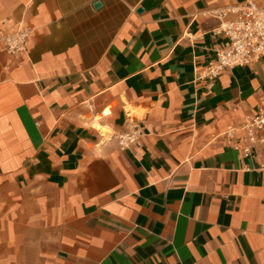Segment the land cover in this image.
<instances>
[{
  "label": "crops",
  "instance_id": "0c3cea01",
  "mask_svg": "<svg viewBox=\"0 0 264 264\" xmlns=\"http://www.w3.org/2000/svg\"><path fill=\"white\" fill-rule=\"evenodd\" d=\"M246 1L0 0L32 30L0 49V264H264L260 156L223 137L264 58L201 78L228 43L206 13Z\"/></svg>",
  "mask_w": 264,
  "mask_h": 264
},
{
  "label": "built area",
  "instance_id": "2783aa9c",
  "mask_svg": "<svg viewBox=\"0 0 264 264\" xmlns=\"http://www.w3.org/2000/svg\"><path fill=\"white\" fill-rule=\"evenodd\" d=\"M206 14L219 22L217 34L228 40L225 46L216 49L215 58L201 75L209 86H213L225 71L251 67L264 58V5L247 0ZM31 33L23 22L17 23L12 32L1 31L0 49L11 55L26 52ZM223 137L228 146L241 151L246 158L260 156L259 171L264 176V109H259L238 126L228 127ZM136 141L137 132L119 136L120 144L125 147Z\"/></svg>",
  "mask_w": 264,
  "mask_h": 264
},
{
  "label": "water",
  "instance_id": "95a60500",
  "mask_svg": "<svg viewBox=\"0 0 264 264\" xmlns=\"http://www.w3.org/2000/svg\"><path fill=\"white\" fill-rule=\"evenodd\" d=\"M100 6H101V3H99V2L95 4V8H98Z\"/></svg>",
  "mask_w": 264,
  "mask_h": 264
}]
</instances>
